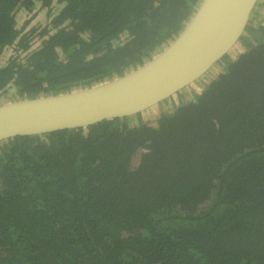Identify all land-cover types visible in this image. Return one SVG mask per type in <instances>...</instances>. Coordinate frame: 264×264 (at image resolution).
Listing matches in <instances>:
<instances>
[{"label": "trees", "instance_id": "trees-1", "mask_svg": "<svg viewBox=\"0 0 264 264\" xmlns=\"http://www.w3.org/2000/svg\"><path fill=\"white\" fill-rule=\"evenodd\" d=\"M201 1L0 0V105L138 68ZM263 10L167 112L0 143V264H264Z\"/></svg>", "mask_w": 264, "mask_h": 264}, {"label": "water", "instance_id": "water-1", "mask_svg": "<svg viewBox=\"0 0 264 264\" xmlns=\"http://www.w3.org/2000/svg\"><path fill=\"white\" fill-rule=\"evenodd\" d=\"M259 0H202L183 31L120 77L57 95L0 105V143L142 114L190 87L240 41Z\"/></svg>", "mask_w": 264, "mask_h": 264}, {"label": "rangeland", "instance_id": "rangeland-1", "mask_svg": "<svg viewBox=\"0 0 264 264\" xmlns=\"http://www.w3.org/2000/svg\"><path fill=\"white\" fill-rule=\"evenodd\" d=\"M259 2H262V3H264V0H259ZM264 11V10H263ZM259 12H261V10L259 11ZM260 15H261V18H263L264 17V12H262V13H259ZM41 21H39L40 23L41 22H43V25H46L47 23H46V21H47V19H44V17L46 16L43 12L41 13ZM262 22L264 23V20H262ZM34 23V22H33ZM32 23V24H33ZM184 94H185V97H187V98H189V99H191V100H193L194 99V97L193 96H191L190 97V91H189V89L187 90V91H185L184 92ZM169 109H171V105L170 104H167V105H165V106H156V107H154V108H152V109H150V110H148V111H146V112H144V113H147V112H150V111H152V110H155V111H152V112H150L149 114H150V116H158L160 113H162L163 111H166V110H169ZM167 112V111H166Z\"/></svg>", "mask_w": 264, "mask_h": 264}, {"label": "bare ground", "instance_id": "bare-ground-1", "mask_svg": "<svg viewBox=\"0 0 264 264\" xmlns=\"http://www.w3.org/2000/svg\"><path fill=\"white\" fill-rule=\"evenodd\" d=\"M73 91V90H72Z\"/></svg>", "mask_w": 264, "mask_h": 264}]
</instances>
